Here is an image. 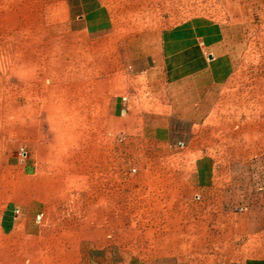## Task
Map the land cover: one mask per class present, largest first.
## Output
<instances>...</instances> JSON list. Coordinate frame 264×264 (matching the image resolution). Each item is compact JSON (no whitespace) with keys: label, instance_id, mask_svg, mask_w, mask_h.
<instances>
[{"label":"rangeland","instance_id":"obj_1","mask_svg":"<svg viewBox=\"0 0 264 264\" xmlns=\"http://www.w3.org/2000/svg\"><path fill=\"white\" fill-rule=\"evenodd\" d=\"M156 2L0 0V182L7 177L14 202L38 204L45 223L69 233L61 248H75L62 256L73 264H136L134 235L184 226L150 220L165 215L160 188L177 166L214 169L205 194L184 202L190 230L196 219L207 231L219 226L221 249L236 257L253 239L246 226L264 195V0H248L250 23L225 25L230 45L204 30L225 61L220 85L197 96L210 109L195 117L175 110L185 96L163 79L149 88L140 72L151 68L150 54L132 62L131 43L151 45L154 33L164 43L174 25L133 24L166 22L170 11L174 23L230 17L219 0ZM107 18L115 25H100ZM157 198L156 208L142 204ZM199 252L172 257L195 263Z\"/></svg>","mask_w":264,"mask_h":264},{"label":"crops","instance_id":"obj_2","mask_svg":"<svg viewBox=\"0 0 264 264\" xmlns=\"http://www.w3.org/2000/svg\"><path fill=\"white\" fill-rule=\"evenodd\" d=\"M156 1L149 0V3ZM219 1L220 6L223 7L222 12L229 15V21L206 23L197 16L191 20L188 18L181 19L174 23L170 14L172 11H170L168 17L165 18L168 19L166 22L155 20V22L133 24L174 25L166 27L164 43L160 35L154 33L151 45L146 44L140 38L131 43L129 48H131V52H136L132 57L134 67L137 65L135 57L140 58L144 57L145 54H150L149 64L151 68L140 72L143 74L141 76L148 78L150 89L157 90L163 79L169 85L168 87L173 95L184 94L186 101H183L184 103L177 106L175 110L187 111L188 117H195L196 113L210 109L206 108V101L200 100L199 102L201 97L198 98L197 96L201 93H212L208 89L210 85H220L221 62L225 61L223 54L215 51L214 48L217 47L215 42L208 43L205 41L206 33L204 30H210V35L216 37L218 44L230 45V42L226 41L229 36L227 33L229 27L227 28L225 25H234V27H230V30H235L238 25L250 23L248 0ZM155 4L157 5V2ZM164 4L172 6L173 3L172 0H164ZM180 13H183V11H180ZM100 25H115V23L107 18L106 21H101ZM199 36L203 40H200ZM205 48L209 52L201 54L200 50ZM154 66L157 68H153ZM161 66L163 68H159ZM141 108H145V106L141 105ZM147 108L150 112H156L158 107L156 104L150 103ZM192 123L196 124L197 122L193 121ZM173 173L175 175H172ZM207 174H214L213 167L197 164L192 167L177 166L171 168L172 176L164 178V187L160 188L165 195L166 213L165 215L154 214L150 217V220L153 219L156 222L171 221V223L172 221H180L185 224L178 231L171 228L168 231L158 232L156 229L155 232L146 231L139 233L138 236L134 235L136 248L133 253L141 255L136 259V264H264L263 194H261L262 208L260 212H252L251 220L246 226V231L251 233L253 239L250 243H246L243 257L234 256L230 247L221 249L219 244L221 230L219 226L217 230L207 231L204 228V221L196 219V228L190 230L188 223L193 219H189L188 209L185 211V208H183L184 206L188 207V203L184 202H186V199L196 197V195L205 194V191L209 189L208 179H211L206 176ZM156 189L158 190L157 187ZM13 198L12 181L7 180L6 177L4 182H0V264H73L68 257L62 256L71 253L72 248H75V245H71V242H69L68 248H61L62 240L67 236L69 240L71 239L69 233L60 230L59 227L47 224L49 220L47 223L42 218L37 221L36 216L39 211L36 207L38 204H19L14 202ZM158 199H148V202L142 201V204L153 205L156 208L160 203ZM218 202V205H221L220 199ZM225 204L228 203L225 201ZM219 216L220 214L216 219L218 225L220 222ZM118 220L121 221V219ZM225 232L227 237L232 234V229L228 228ZM205 237L213 238L212 246L204 247L201 244ZM175 238L181 239L177 241ZM189 238L196 241L190 243ZM195 249L199 250L201 255L195 263H189L185 259L174 262L172 257L174 253L187 254Z\"/></svg>","mask_w":264,"mask_h":264},{"label":"built area","instance_id":"obj_3","mask_svg":"<svg viewBox=\"0 0 264 264\" xmlns=\"http://www.w3.org/2000/svg\"><path fill=\"white\" fill-rule=\"evenodd\" d=\"M16 211H17V210H16ZM36 220H37V221H40V220H41V215H37V216H36Z\"/></svg>","mask_w":264,"mask_h":264},{"label":"bare ground","instance_id":"obj_4","mask_svg":"<svg viewBox=\"0 0 264 264\" xmlns=\"http://www.w3.org/2000/svg\"><path fill=\"white\" fill-rule=\"evenodd\" d=\"M66 106H64V108H65Z\"/></svg>","mask_w":264,"mask_h":264}]
</instances>
